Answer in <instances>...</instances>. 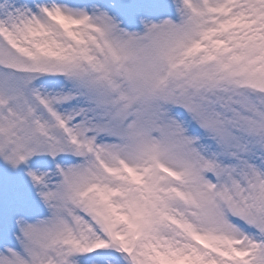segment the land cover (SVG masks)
Returning <instances> with one entry per match:
<instances>
[{"label":"snow or ice","instance_id":"1","mask_svg":"<svg viewBox=\"0 0 264 264\" xmlns=\"http://www.w3.org/2000/svg\"><path fill=\"white\" fill-rule=\"evenodd\" d=\"M0 264H264V0H0Z\"/></svg>","mask_w":264,"mask_h":264}]
</instances>
